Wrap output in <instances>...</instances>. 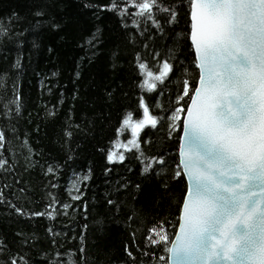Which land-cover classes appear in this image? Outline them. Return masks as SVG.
Listing matches in <instances>:
<instances>
[{
  "label": "trees",
  "instance_id": "trees-1",
  "mask_svg": "<svg viewBox=\"0 0 264 264\" xmlns=\"http://www.w3.org/2000/svg\"><path fill=\"white\" fill-rule=\"evenodd\" d=\"M40 2L0 0V23H10L8 17L13 10L21 18H28L15 27L12 39L0 38V131L7 137L0 149V159L7 162L0 168V192L25 213L55 209V218L17 215L0 203V240L19 251L21 237L16 233H23L27 238L23 250L29 253L31 264H48L46 256L53 262L62 259L67 264L71 259L74 264H82L79 249L83 236L87 264H133L124 245L131 243L130 233L134 231L131 250L136 264H158L156 257L161 251L148 245L145 237L157 219L175 221V206H158L159 178L149 180L141 171L144 164L151 163V157L163 154L168 166L161 176H170L169 166L174 167L172 161H178L181 132H174V138L169 139L167 119H160L156 129L146 127L139 137L141 157L136 150L124 152L131 130L124 129L118 136L116 128L129 112L133 121L143 118L138 107L140 98L145 99L150 114L159 118L170 115L175 106L184 78L179 63L165 84L154 81L155 91H147L143 83L148 72L159 74L165 60L173 63L168 46L179 42L184 46L182 55L188 53L190 42L183 37L190 30L187 0H161L164 6L178 7L180 16L178 23L170 26L165 21L167 14L157 11L160 29L152 27L150 21L135 28L131 19L101 10L110 0H43L54 13L50 19L62 27L53 30L45 24L33 30L28 21ZM21 29L24 34L18 35ZM137 52L139 60L134 59ZM139 63L146 65L143 74ZM114 89L118 91L113 101L107 96ZM16 97H20L19 114ZM187 102L186 97L182 103ZM108 151L123 153L124 163L107 164ZM49 166L54 173L46 174ZM106 168L111 169L107 174ZM75 175L90 176L80 183L78 195L82 199L78 201H73L68 192ZM136 184L141 185L138 193ZM185 186L184 181L173 182L172 191L179 197ZM109 195L126 201L124 212L116 218L122 221L119 225L104 203ZM53 197L56 203L49 207ZM64 204L69 208L65 210ZM128 213H140L146 222L138 219L128 228L123 223ZM167 229L171 234L173 225L168 224Z\"/></svg>",
  "mask_w": 264,
  "mask_h": 264
},
{
  "label": "snow or ice",
  "instance_id": "snow-or-ice-1",
  "mask_svg": "<svg viewBox=\"0 0 264 264\" xmlns=\"http://www.w3.org/2000/svg\"><path fill=\"white\" fill-rule=\"evenodd\" d=\"M187 3L190 30L183 37L186 43L190 42L188 53L182 55L184 46L179 42L168 46L173 63L165 60L159 74L148 72V79L143 83L147 91H155V82L165 84L179 63L184 74L182 90L170 115L163 118L151 115L145 99L140 98L138 107L143 118L133 121L129 112L116 128L118 136L124 129L131 130V139L123 145L124 152H140L141 132L146 127L156 129L160 119L169 121V139L174 138V132L182 133L178 136V161H172L174 167L169 166L170 176L167 173L161 176L162 169L168 166L163 154L151 157V163L142 168L141 175L147 179L159 178L158 206L166 203L171 209L174 205L176 216L174 222L157 219L145 238L148 245L160 249L161 254L156 257L158 264H264V0H187ZM85 7L91 5L85 4ZM101 10L131 19L135 28L150 21L152 27L160 29L157 11L167 14L165 21L170 26L177 24L180 16L178 7L164 6L161 0H110ZM31 15L33 19L28 23L33 30L45 24L53 30L62 27L58 21L50 19L54 13L43 0ZM8 20L10 23H0V38L12 39L15 27L28 18H21L13 10ZM23 34L21 29L18 35ZM134 59H140L138 52ZM19 63L18 59L17 67ZM137 67L143 74L146 65L139 63ZM116 91L118 89L108 91L107 98L114 101ZM186 97L188 102L184 104ZM19 100L20 97H16L17 114ZM66 135L70 137L71 132ZM6 139V133L0 131V149L4 148ZM140 155L142 157L143 153ZM125 159L120 152L106 154L109 165L122 164ZM6 163L0 159V168H5ZM110 171L106 168L105 174ZM48 173H54L51 166L47 168ZM81 179L87 181L90 176ZM180 181L186 186L177 197L172 183ZM51 186L57 187L56 184ZM135 188L137 193L141 191L140 184ZM132 198L136 199V194ZM71 199L78 201L82 197L73 195ZM0 203L7 204L17 215L55 218V209L25 213L22 207L6 201L2 192ZM55 203L53 197L49 207ZM104 203L114 222L122 223L116 218L124 212L126 201L109 195ZM84 207L87 212V205ZM63 208L66 210L69 205L64 204ZM138 219L146 222L140 213H128L123 223L131 228ZM170 223L173 225L171 234L167 229ZM16 235L21 237V250L13 251L0 240V264H31L29 253L23 250L27 238L21 232ZM135 235L134 231L130 233L131 243H135ZM83 243L81 236L79 253L82 264H87ZM131 243H125L124 251L136 264ZM45 259L48 264H64L62 259L55 262L50 256ZM67 264L74 262L69 259Z\"/></svg>",
  "mask_w": 264,
  "mask_h": 264
},
{
  "label": "rangeland",
  "instance_id": "rangeland-1",
  "mask_svg": "<svg viewBox=\"0 0 264 264\" xmlns=\"http://www.w3.org/2000/svg\"><path fill=\"white\" fill-rule=\"evenodd\" d=\"M82 177L79 175H75L72 177L71 181L69 182L68 192L70 197L73 195H78V192L75 190L76 188H79L80 183L82 181Z\"/></svg>",
  "mask_w": 264,
  "mask_h": 264
},
{
  "label": "water",
  "instance_id": "water-1",
  "mask_svg": "<svg viewBox=\"0 0 264 264\" xmlns=\"http://www.w3.org/2000/svg\"><path fill=\"white\" fill-rule=\"evenodd\" d=\"M182 134V133H181Z\"/></svg>",
  "mask_w": 264,
  "mask_h": 264
}]
</instances>
